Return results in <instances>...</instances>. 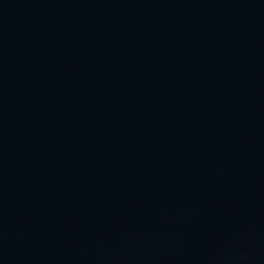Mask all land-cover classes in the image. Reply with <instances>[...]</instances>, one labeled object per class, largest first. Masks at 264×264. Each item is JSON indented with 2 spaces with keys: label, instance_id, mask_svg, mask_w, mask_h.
<instances>
[{
  "label": "water",
  "instance_id": "1",
  "mask_svg": "<svg viewBox=\"0 0 264 264\" xmlns=\"http://www.w3.org/2000/svg\"><path fill=\"white\" fill-rule=\"evenodd\" d=\"M0 264H140L72 134L24 0H0Z\"/></svg>",
  "mask_w": 264,
  "mask_h": 264
}]
</instances>
